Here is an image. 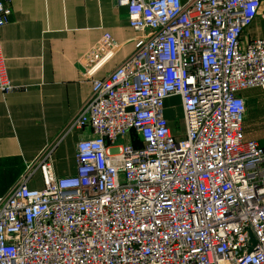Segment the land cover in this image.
Instances as JSON below:
<instances>
[{"label": "built area", "instance_id": "1", "mask_svg": "<svg viewBox=\"0 0 264 264\" xmlns=\"http://www.w3.org/2000/svg\"><path fill=\"white\" fill-rule=\"evenodd\" d=\"M113 1L133 50L91 77L68 123L84 129L75 171L55 174L50 145L0 193V264H264V147L242 136L239 94L264 88V36L240 38L262 0ZM174 94L181 134L164 115Z\"/></svg>", "mask_w": 264, "mask_h": 264}, {"label": "crops", "instance_id": "2", "mask_svg": "<svg viewBox=\"0 0 264 264\" xmlns=\"http://www.w3.org/2000/svg\"><path fill=\"white\" fill-rule=\"evenodd\" d=\"M5 4L11 12L0 25V52L14 88L0 89V193L50 145L55 174L75 171V140L84 129L67 130L68 123L89 97L91 77L105 76L121 63L137 35L127 23L125 5L113 0ZM250 21L241 33L242 42L264 36V0ZM113 43L107 59L86 75ZM239 94L245 104L242 136L264 147V88L248 86ZM164 115L169 121L167 109Z\"/></svg>", "mask_w": 264, "mask_h": 264}, {"label": "rangeland", "instance_id": "3", "mask_svg": "<svg viewBox=\"0 0 264 264\" xmlns=\"http://www.w3.org/2000/svg\"><path fill=\"white\" fill-rule=\"evenodd\" d=\"M164 106V113L166 109L169 112L170 120L168 122L173 133L181 134L184 129V122L182 118V108L179 103L178 96L165 98ZM117 140L126 141V137H118ZM34 175L37 177V179H41L39 172H36Z\"/></svg>", "mask_w": 264, "mask_h": 264}, {"label": "water", "instance_id": "4", "mask_svg": "<svg viewBox=\"0 0 264 264\" xmlns=\"http://www.w3.org/2000/svg\"><path fill=\"white\" fill-rule=\"evenodd\" d=\"M250 236H251V234H250ZM252 237V236H251Z\"/></svg>", "mask_w": 264, "mask_h": 264}]
</instances>
